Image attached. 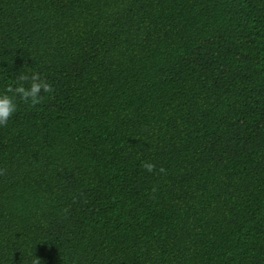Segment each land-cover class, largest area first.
Masks as SVG:
<instances>
[{"label": "trees", "instance_id": "16d2710c", "mask_svg": "<svg viewBox=\"0 0 264 264\" xmlns=\"http://www.w3.org/2000/svg\"><path fill=\"white\" fill-rule=\"evenodd\" d=\"M33 72L0 264H264V0H0V93Z\"/></svg>", "mask_w": 264, "mask_h": 264}, {"label": "clouds", "instance_id": "9594fccd", "mask_svg": "<svg viewBox=\"0 0 264 264\" xmlns=\"http://www.w3.org/2000/svg\"><path fill=\"white\" fill-rule=\"evenodd\" d=\"M25 84L28 86L26 87ZM54 89L52 85L43 79L38 72H33L31 75L20 74L15 81V86L9 85L4 93H0V127H6L8 121L17 110V104L15 102L18 97L20 102L35 107L40 104L43 99V94L53 93ZM8 93H11L9 95ZM147 172L151 173L156 170V166L153 163L145 162L141 165ZM161 173L165 172V169L160 168ZM6 169H0V175H4ZM32 264H40L39 259H34Z\"/></svg>", "mask_w": 264, "mask_h": 264}]
</instances>
